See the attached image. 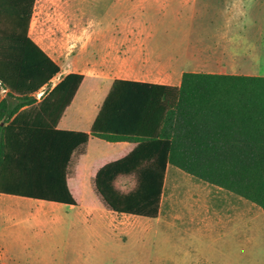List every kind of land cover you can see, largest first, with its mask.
Masks as SVG:
<instances>
[{
  "label": "trees",
  "instance_id": "1",
  "mask_svg": "<svg viewBox=\"0 0 264 264\" xmlns=\"http://www.w3.org/2000/svg\"><path fill=\"white\" fill-rule=\"evenodd\" d=\"M35 1L0 0V195L78 206L69 165L96 137L130 144L91 164L93 190L113 213L156 219L169 166L264 210V75L114 79L89 131L59 129L83 74L51 84L61 68L29 34ZM121 178L132 186L119 188Z\"/></svg>",
  "mask_w": 264,
  "mask_h": 264
},
{
  "label": "rangeland",
  "instance_id": "2",
  "mask_svg": "<svg viewBox=\"0 0 264 264\" xmlns=\"http://www.w3.org/2000/svg\"><path fill=\"white\" fill-rule=\"evenodd\" d=\"M117 1L36 0L29 34L55 61L69 64L64 73L77 70L68 57L99 41L100 31L119 29ZM204 1L218 18L224 8L235 7L234 33L244 36L243 47L261 55L257 71L263 74L264 0ZM83 93L81 87L78 98ZM102 151V157L110 156ZM72 165L77 169L76 157ZM70 184L79 191L80 180ZM89 184L81 192V206L99 209L100 217L86 218L77 207L0 195V262L264 264V210L244 198L169 166L159 216L146 219L107 211ZM117 185L127 190L132 180L121 178Z\"/></svg>",
  "mask_w": 264,
  "mask_h": 264
},
{
  "label": "crops",
  "instance_id": "3",
  "mask_svg": "<svg viewBox=\"0 0 264 264\" xmlns=\"http://www.w3.org/2000/svg\"><path fill=\"white\" fill-rule=\"evenodd\" d=\"M205 2L118 0V14L122 15L117 17L119 29L100 31L95 36L99 41H93V45L85 51L68 57V61L75 62L79 69L64 73L65 65L69 64L56 61L61 68L59 76L71 72L83 74V80L57 127L89 131L114 79L178 85L184 71L264 75V49L261 74L257 71L261 69V55L253 53L251 47H243L244 36L234 33L238 20L235 7L224 8L218 18L210 15V6ZM124 15L130 23L127 24L128 19ZM81 87H84V93L80 99L78 92ZM129 146L125 141L107 142L90 137L84 155L77 159V169L72 167V162L69 165V184L71 180H80L78 192L81 196L84 185L92 181L91 164L114 158ZM101 149L110 156L102 157L104 153ZM88 186L94 192L93 185ZM68 207L79 208L86 218L101 215L99 209L81 206V200L78 206Z\"/></svg>",
  "mask_w": 264,
  "mask_h": 264
},
{
  "label": "built area",
  "instance_id": "4",
  "mask_svg": "<svg viewBox=\"0 0 264 264\" xmlns=\"http://www.w3.org/2000/svg\"><path fill=\"white\" fill-rule=\"evenodd\" d=\"M58 76L59 75H57L56 77H58ZM51 84L54 85L55 83H53V81H51ZM45 91H46V87H42L41 89H39V91H37L36 94H35L36 99L40 100L42 98V96L44 95Z\"/></svg>",
  "mask_w": 264,
  "mask_h": 264
}]
</instances>
